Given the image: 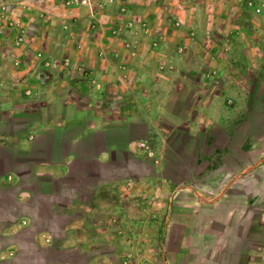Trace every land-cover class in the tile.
<instances>
[{
  "label": "crops",
  "instance_id": "0c3cea01",
  "mask_svg": "<svg viewBox=\"0 0 264 264\" xmlns=\"http://www.w3.org/2000/svg\"><path fill=\"white\" fill-rule=\"evenodd\" d=\"M169 1L0 0V264H264L261 4Z\"/></svg>",
  "mask_w": 264,
  "mask_h": 264
},
{
  "label": "built area",
  "instance_id": "2783aa9c",
  "mask_svg": "<svg viewBox=\"0 0 264 264\" xmlns=\"http://www.w3.org/2000/svg\"><path fill=\"white\" fill-rule=\"evenodd\" d=\"M114 0H97V4L100 6L105 5H112ZM86 4V0H63V5L66 7H79ZM6 11V7L3 5H0V25H4L6 30H10L13 33V39L11 42L12 48L14 50L19 49L25 44L26 41V32L23 26H20L16 22L13 21H6V18L4 19V15ZM123 12V9L120 10ZM42 64L44 66H48V61L43 60ZM138 147L142 148L144 147V143L142 141L138 142ZM145 156L152 157L153 153L148 148L145 149L143 152Z\"/></svg>",
  "mask_w": 264,
  "mask_h": 264
},
{
  "label": "rangeland",
  "instance_id": "374dc122",
  "mask_svg": "<svg viewBox=\"0 0 264 264\" xmlns=\"http://www.w3.org/2000/svg\"><path fill=\"white\" fill-rule=\"evenodd\" d=\"M180 0H174V2L173 1H169V6H171L174 10H175V8H177V7H180L181 6V4L182 3H180V5H178V2H179ZM254 1H256V2H258V3H260L261 4V7H260V10H258L257 8L255 9L254 8V12H255V14H258V13H263L264 14V0H254ZM180 2H185V1H180ZM233 4H235L236 2H238V3H240V2H245V3H248V6L250 5V6H252V2H253V0H232L231 1ZM207 5V4H206ZM185 7V6H184ZM187 9H189V8H187ZM237 12V11H236ZM241 13H244V14H246L245 13V11H240ZM236 14V13H235ZM174 28L177 30L178 28H179V24L177 23V22H175V26H174ZM190 32L192 31V30H189ZM189 31H187V32H189ZM259 47H260V49L262 48V49H264V40H260L259 41ZM250 59L252 58V57H249ZM253 58H254V61L255 60H257L258 61V63H259V65H260V68L261 67H263V65H264V54L263 55H260V56H258V57H256V56H253ZM239 73V72H238ZM246 72H242V73H240V75L242 74V78H244L245 77V79L248 81V80H250L251 79V76H250V74L249 73H246ZM241 79V78H240ZM245 89L246 90H248L247 89V87H245ZM233 90L235 91V97L237 96V94L239 95V93L241 92V91H243V88H241V87H239L238 85H235V87L233 88ZM237 99H240L241 98V96H237L236 97ZM242 99H243V96H242ZM242 104V103H241Z\"/></svg>",
  "mask_w": 264,
  "mask_h": 264
}]
</instances>
